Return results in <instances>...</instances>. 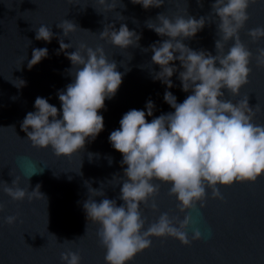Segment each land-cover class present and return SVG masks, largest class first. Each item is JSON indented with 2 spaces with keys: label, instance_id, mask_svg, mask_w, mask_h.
I'll use <instances>...</instances> for the list:
<instances>
[{
  "label": "water",
  "instance_id": "obj_1",
  "mask_svg": "<svg viewBox=\"0 0 264 264\" xmlns=\"http://www.w3.org/2000/svg\"><path fill=\"white\" fill-rule=\"evenodd\" d=\"M202 2L203 7H200L197 0H165L161 7L145 10L139 4H132L131 0H116L115 10L105 11L98 0H73V3L69 0H0V184L12 186L19 176V187L30 193L39 185V191L46 198H33L30 202L26 197L15 201L0 189V204L3 205L0 211V264H63L60 255L69 250L80 254L81 264H106V249L97 236L100 225L87 220L83 203L90 196L88 184L93 189H102L107 198L117 201V206L124 203L119 196L127 165L121 166L123 157L109 142L110 133L119 129V121L129 110L146 111L148 100L155 104L153 116L146 117L148 122L173 112L163 99L166 90L177 97L178 103L191 94L182 90L179 71L171 77L174 85L171 89L159 80H153V74L159 72L160 67L151 62L154 53L151 50L144 52L142 48L169 38L148 29L146 21L158 24L156 17L161 13L170 19L177 15L186 18L187 14L197 19L205 16L203 30L183 43L193 50L204 49L216 55L220 20L212 13L214 0ZM247 12L249 19L239 36L253 53L249 65L252 72L248 84L241 88L240 96L233 97L227 90H222L225 91L222 99L235 103L248 96L250 108L260 107L253 123L264 125V67H257L255 60L258 49L264 48V38L253 42L248 35L251 29L264 27V0H255ZM64 19L79 26L67 37H63V30L56 27ZM108 24H113L116 30L126 24L130 31L141 34V47L120 49L100 40L99 34ZM41 25L49 26L54 33L50 43L35 39ZM58 37L66 44L71 43L72 48L67 49L69 53L81 43L93 49L103 46L109 61L115 60L117 71L124 74L115 96L106 99L105 108L99 110L104 117V130L94 141H86L84 149L71 156L59 157L50 146L33 147L21 130L26 114L36 111L37 97L47 99L60 110L57 93L66 90L74 80L66 71L72 68L71 61L63 52L57 54ZM233 43H226L225 54ZM35 48H47L48 56L29 69ZM170 63L182 70L178 60ZM127 69L130 70L126 72ZM19 79L26 81V86L17 88L21 86ZM58 118H62V110ZM89 153L93 154L91 160ZM109 157L112 158L111 165ZM79 171L82 174H78ZM114 176L117 178L113 179ZM153 183L159 185L158 195L149 198V206L140 205L142 218H146L144 230L162 213L180 220L191 215L188 237L191 240L193 231L198 229L202 238L185 246L172 237H151L150 248L138 253L128 264H264V174L254 183L218 185L222 200L213 199L211 189H206V206L200 208L197 204L196 210L184 213L179 211L176 196L169 195L171 184L156 180ZM91 198L99 203L105 197ZM153 199L157 211L150 207ZM10 215L18 217L13 225L5 222Z\"/></svg>",
  "mask_w": 264,
  "mask_h": 264
},
{
  "label": "clouds",
  "instance_id": "obj_2",
  "mask_svg": "<svg viewBox=\"0 0 264 264\" xmlns=\"http://www.w3.org/2000/svg\"><path fill=\"white\" fill-rule=\"evenodd\" d=\"M69 2L73 3V0ZM131 3L147 10L161 7L165 0H131ZM253 3L255 0H214L212 13L220 20L217 25L220 38L215 41L216 55L204 49L193 50L183 43L203 30L205 16L197 19L187 14L186 18L177 15L170 19L161 13L156 17L158 24L146 21L148 29L158 36L169 38L142 48L144 52L151 50L154 53L151 62L160 67V71L153 74V80H159L171 89L174 87L171 77L179 71L182 90L191 94L178 103L177 97L166 90L163 99L174 109L173 112L161 114L148 122L146 117H152L155 109L154 102L148 100L146 111L129 110L119 121V129L110 133L109 142L122 154L121 166L127 165L119 196L124 203L117 206L115 199L107 198L102 189H93L90 184L87 185L89 199L83 203L87 220L100 225L97 236L106 249V264H128L138 253L150 248L151 237H172L185 246L202 238L198 229L193 231L191 240L188 237L191 215H185L180 220L162 213L144 230L146 218H142L140 205L149 206V198L158 195L159 185L154 184V180L171 184L169 195L176 196L179 211L184 213L196 210L197 204L200 208L206 206V189H211L213 199L222 200L218 185L254 183L264 174V125L253 123L260 111L259 105L255 110L250 108L248 96L235 103L222 99L225 96L222 90L237 97L241 88L249 82L253 53L241 41L239 32L249 19L247 9ZM98 4L105 11L116 8V0L110 3L98 0ZM197 4L203 7L202 0H197ZM56 27L63 30V37H67L79 26L72 20L64 19ZM248 35L256 42L264 38V27L251 29ZM53 37L49 26L41 25L36 30L35 39L38 41L50 43ZM141 38V34L130 31L126 24H121L118 30L113 24L105 25L99 34L100 40L120 49L141 47ZM58 40L57 54L63 52L71 61L72 68L66 71L74 80L66 86V90L57 93L60 110L47 99L37 97L34 103L36 111L26 114L21 130L27 134L33 147L50 146L59 157L71 156L84 149L86 141H94L104 130V117L99 110L105 108L106 99L115 96L124 74L117 71L115 60L109 61L103 46L93 49L81 43L69 53L67 49L72 48L71 43H64L60 37ZM229 41L234 43L225 54V45ZM47 56V48L33 49L28 68ZM177 60L182 70L170 63ZM255 60L257 67H264V48L258 49ZM19 81L21 86L13 83L14 86H26V81ZM61 110L62 118H58ZM89 156L91 160L93 154L89 153ZM111 163L112 158L109 157ZM78 174L82 173L79 171ZM19 183L20 177L17 176L12 186L2 183L0 189L15 201L26 197L30 202L33 198H45L39 191V185L29 193L19 187ZM97 196L105 198L97 203L91 198ZM150 207L153 211L158 210L155 199ZM2 210L3 205L0 204ZM17 219V216L10 215L5 222L13 225ZM87 232L88 227L86 235ZM60 259L63 264H81L82 258L78 252L69 250L62 252Z\"/></svg>",
  "mask_w": 264,
  "mask_h": 264
}]
</instances>
